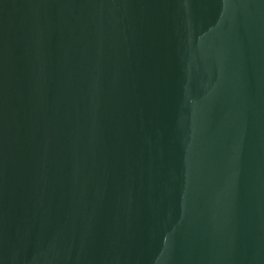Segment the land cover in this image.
<instances>
[{"label": "water", "instance_id": "obj_1", "mask_svg": "<svg viewBox=\"0 0 264 264\" xmlns=\"http://www.w3.org/2000/svg\"><path fill=\"white\" fill-rule=\"evenodd\" d=\"M0 264H264V0H0Z\"/></svg>", "mask_w": 264, "mask_h": 264}]
</instances>
